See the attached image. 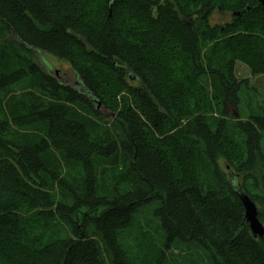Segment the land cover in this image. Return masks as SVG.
Masks as SVG:
<instances>
[{"label":"trees","instance_id":"trees-1","mask_svg":"<svg viewBox=\"0 0 264 264\" xmlns=\"http://www.w3.org/2000/svg\"><path fill=\"white\" fill-rule=\"evenodd\" d=\"M219 6L240 14L211 26ZM236 63L264 75L258 0H0V264H264L226 169L264 223V104L248 115Z\"/></svg>","mask_w":264,"mask_h":264},{"label":"rangeland","instance_id":"rangeland-1","mask_svg":"<svg viewBox=\"0 0 264 264\" xmlns=\"http://www.w3.org/2000/svg\"><path fill=\"white\" fill-rule=\"evenodd\" d=\"M176 5L177 10L180 12L181 9L177 6L178 3H174ZM202 15H198L195 20V24L199 27L200 30L203 28L201 27L203 25L202 20H200ZM214 18L210 19L211 25H219L221 27H224L227 23H229L232 19V15L223 16L218 11L214 13ZM47 57L39 56L38 54L35 55V59L37 64L40 66V68H43V63L45 62V65H50L53 67V69H59L63 73L68 74H74L73 69L67 64V62L64 61H54V60H47ZM44 69V68H43ZM75 75V74H74ZM234 75L238 80L245 81L247 80L249 83V91H246V95L243 96V103H249V106L247 107L246 104L244 105V108L246 106V111L251 113L253 109H255L259 105L264 104V75L254 77L250 71V69L242 64V63H236L235 69H234ZM103 115H106L111 120L115 117L111 118L109 115L104 114V112H100ZM110 113V112H109ZM247 115V116H248ZM223 162L221 163V167H223ZM67 170H64V174H67ZM138 226H139V234L141 241L144 243L145 238H149V236L154 240L156 245H159L162 239V232L158 229L157 222L153 220L152 215L150 216L148 212H145L144 215H140L138 218ZM135 236V234H132ZM132 239L134 237H125V241H128V243H131V246L136 249L137 256L140 254V248L138 247L139 244H135ZM141 242V243H142ZM146 244V242H145ZM166 264H213V261L211 257L206 253L202 252L198 249H192V250H174L171 249L169 252V259L167 260Z\"/></svg>","mask_w":264,"mask_h":264},{"label":"water","instance_id":"water-1","mask_svg":"<svg viewBox=\"0 0 264 264\" xmlns=\"http://www.w3.org/2000/svg\"><path fill=\"white\" fill-rule=\"evenodd\" d=\"M262 1L264 4V0ZM47 66L50 68L54 78H56V80L60 84L77 90H81L85 96H87L90 100L96 102L97 111L104 112V114L109 115L111 118L114 116V113L106 110L105 107H103L102 104L97 99H95L90 92L86 90L85 86L79 80V78L67 73H63L59 69H53V67L50 65ZM226 169L229 174L230 184L236 192L237 196L240 198L245 209V219L249 225L251 236L255 240H264V223L259 219V206L246 194L243 186L239 182V178L235 176L232 170L229 167H226Z\"/></svg>","mask_w":264,"mask_h":264},{"label":"flooded vegetation","instance_id":"flooded-vegetation-1","mask_svg":"<svg viewBox=\"0 0 264 264\" xmlns=\"http://www.w3.org/2000/svg\"><path fill=\"white\" fill-rule=\"evenodd\" d=\"M258 2L260 3V4H262V6L264 7V4H263V1L262 0H258ZM222 10V7H220L219 6V8H218V10H216V11H218L220 14H222L223 16H228V15H232V17H231V21L229 22V24H231L232 22H233V20H234V16H236V15H238L239 16V12H236V11H234V10H228L227 12H222L221 11ZM247 10L249 11L250 10V7H247ZM215 11V12H216ZM214 12V13H215ZM214 13L213 14H211L210 15V17L208 18V22H209V24L211 23V21H210V19H213L214 17ZM196 17H198V15L197 14H195V13H192L191 14V22H195V19H196ZM211 25V24H210ZM212 26V25H211ZM216 26V25H215ZM47 66V65H46ZM48 67V66H47ZM51 70H49L48 69V72H50ZM68 74V73H67ZM70 75H72V74H70ZM75 77V76H74Z\"/></svg>","mask_w":264,"mask_h":264},{"label":"bare ground","instance_id":"bare-ground-1","mask_svg":"<svg viewBox=\"0 0 264 264\" xmlns=\"http://www.w3.org/2000/svg\"><path fill=\"white\" fill-rule=\"evenodd\" d=\"M132 80H135V77H131Z\"/></svg>","mask_w":264,"mask_h":264}]
</instances>
